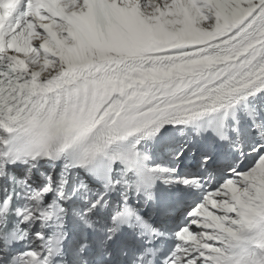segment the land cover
<instances>
[{"label":"snow or ice","instance_id":"snow-or-ice-1","mask_svg":"<svg viewBox=\"0 0 264 264\" xmlns=\"http://www.w3.org/2000/svg\"><path fill=\"white\" fill-rule=\"evenodd\" d=\"M0 264H264V0H0Z\"/></svg>","mask_w":264,"mask_h":264}]
</instances>
